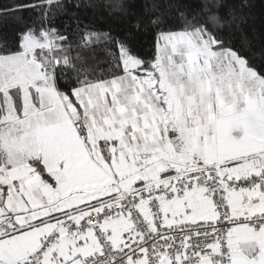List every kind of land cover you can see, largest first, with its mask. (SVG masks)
<instances>
[{
    "label": "snow or ice",
    "instance_id": "1",
    "mask_svg": "<svg viewBox=\"0 0 264 264\" xmlns=\"http://www.w3.org/2000/svg\"><path fill=\"white\" fill-rule=\"evenodd\" d=\"M112 7L119 37L65 27L62 0H0V264H264L247 0Z\"/></svg>",
    "mask_w": 264,
    "mask_h": 264
},
{
    "label": "trees",
    "instance_id": "2",
    "mask_svg": "<svg viewBox=\"0 0 264 264\" xmlns=\"http://www.w3.org/2000/svg\"><path fill=\"white\" fill-rule=\"evenodd\" d=\"M4 3H14L15 0H3ZM65 5L64 12L58 16L59 22L65 27H76L74 17L79 16L81 26H89L99 33H108L119 37L124 33L130 23L121 10L112 7L116 0H62ZM125 2L146 3L150 0H125ZM198 3H212L215 0H192ZM223 3L236 5L240 0H222ZM249 7L244 13L245 31L256 40L264 36V0H247ZM79 4L77 8L75 5ZM217 11L216 9H212ZM33 14L22 13L25 21H28ZM138 46L145 52L151 51L152 37L150 33H143L137 36Z\"/></svg>",
    "mask_w": 264,
    "mask_h": 264
}]
</instances>
